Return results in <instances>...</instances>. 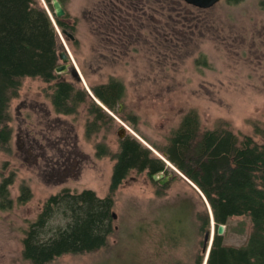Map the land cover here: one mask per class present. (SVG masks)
I'll use <instances>...</instances> for the list:
<instances>
[{"label": "rangeland", "instance_id": "1", "mask_svg": "<svg viewBox=\"0 0 264 264\" xmlns=\"http://www.w3.org/2000/svg\"><path fill=\"white\" fill-rule=\"evenodd\" d=\"M39 6L45 7L42 0ZM62 6L74 40L59 37L58 53L66 44L74 64L49 83L24 79L8 110L12 138L0 148V186L11 183L7 197H0V264H32L24 258L23 239L51 196L64 189L110 195L122 128L159 159L190 112L202 131L229 130L240 141L251 137L264 145V0H221L210 9L182 0H65ZM75 66L86 84L73 77ZM111 80L123 85L124 94L118 113L102 108L114 123L104 118L99 132L87 105L64 115L52 104L58 82L88 93L86 86ZM89 126L95 131L90 136ZM99 146L108 154L99 156ZM163 159L167 175L162 172L159 181L133 171L112 193L114 232L104 248L48 264H190L197 252L204 264L209 226L198 231L194 222L197 214L211 221L208 206ZM23 187L31 198L21 204ZM180 209L189 211V219L181 213L183 224L173 236L171 221ZM66 223L58 212L49 228ZM251 231L248 216L232 217L224 244L245 246Z\"/></svg>", "mask_w": 264, "mask_h": 264}, {"label": "trees", "instance_id": "2", "mask_svg": "<svg viewBox=\"0 0 264 264\" xmlns=\"http://www.w3.org/2000/svg\"><path fill=\"white\" fill-rule=\"evenodd\" d=\"M45 1L59 29L73 30L64 21L68 18L67 13L63 18H57L51 4L53 0ZM59 1L62 5L65 2ZM227 1L238 3L242 0ZM59 37L47 10L39 6V0H0V148H6L12 138L8 110L23 80L39 78L49 83L57 78ZM54 88L52 104L57 113L74 114L81 105H87L90 113L95 115L91 125L95 131H100L101 126L97 123L104 118L114 123L113 117L85 90H77L73 84L64 81ZM91 90L105 107L118 113V103L124 94L120 82L111 80L92 86ZM91 126L87 130L88 136L95 132ZM99 149V156L108 154L103 147L99 146ZM160 152L201 189L217 225H226L232 217L248 216L251 219L252 231L247 244L228 246L224 244V236L216 235L207 264H264V145H258L251 137L240 141L229 130L202 131L196 114L190 112L172 134L168 146ZM115 159L111 193L106 198H99L91 190L72 193L64 189L48 199L37 220L25 232L23 255L26 260L32 264H48L63 255L92 253L104 248L114 232L112 193L133 171L147 172L152 178L166 171L163 160L131 136L120 139ZM10 183L6 180L1 184V198L7 197ZM30 198L29 188L23 187L19 202L24 204ZM58 212L67 223L53 230L49 223ZM181 213L187 221L189 219L187 209H180L174 215L170 225L173 236H177L178 228L183 224ZM196 219L195 230L209 226V216L202 218L197 214ZM192 259L190 264L203 262L200 252ZM174 264L186 263L178 259Z\"/></svg>", "mask_w": 264, "mask_h": 264}, {"label": "water", "instance_id": "3", "mask_svg": "<svg viewBox=\"0 0 264 264\" xmlns=\"http://www.w3.org/2000/svg\"><path fill=\"white\" fill-rule=\"evenodd\" d=\"M42 1L44 3V6H45L44 8L47 10L48 14L52 18V21L56 27L57 33L59 34L60 37H62L60 34V31H59V28H58V26H57V24H56V22L52 16L51 10L49 9V6L47 5V3L44 0H42ZM182 1L185 2L187 5H190V6L199 8V9H210V8L214 7L216 4H218L221 0H182ZM51 4H52L53 11L55 13V16L57 18H63L66 15V11H65L64 7L62 6V4L60 3L59 0H53ZM62 34L68 36L71 40H74V36L70 32H68L66 30H62ZM59 58L63 62V65L59 66L56 69V73L61 74V73L68 72L70 62H72L74 64V61H73V58L70 54V51L66 45H64V50L62 52H60ZM72 75H73V77H77V79L79 81H82L84 84H86L84 82V78L82 77V75L80 74V72L76 66H75V69L72 71ZM86 88H87L88 93L91 96V98L100 107H102L104 110H107L106 107L94 96V94L91 92V90L88 88V86H86ZM110 114L112 116H114L112 113H110ZM125 132H126V130H124L123 128L119 131L118 135L121 139H123L125 137L124 136ZM166 156L167 155L164 154V157H166ZM163 160H165V159H163ZM176 172H177V174L181 175L186 181H188V183L191 184L200 193V195L203 197V199L205 200V202H206V204L210 210L211 207L209 205V202H208L207 198L204 196V194L202 193V191L191 180H189L184 174H182L180 171L177 170ZM163 176H164L163 174L155 175V176H153V179L155 181H158ZM173 176H174V173H170L161 182V184L164 185L166 182L170 181L173 178ZM210 217H211V227L209 229H207L205 232L204 240H203V247H202V253L204 255H206V260H205L204 264H207V262H208V258L210 255V250H211V247H212V244L214 241L215 234L223 235L225 232V226L224 225H219L218 228L216 229V224H215V220H214V216H213L212 212H210Z\"/></svg>", "mask_w": 264, "mask_h": 264}, {"label": "bare ground", "instance_id": "4", "mask_svg": "<svg viewBox=\"0 0 264 264\" xmlns=\"http://www.w3.org/2000/svg\"><path fill=\"white\" fill-rule=\"evenodd\" d=\"M49 9H50V8H49ZM51 13H52V12H51ZM52 16H53V14H52ZM53 18H54V17H53ZM51 19H52V18H51ZM54 20H55V19H54ZM55 22H56V21H55ZM58 28H59V27H58ZM59 31H60L61 36L64 35V34H62V30L59 29ZM62 37H63V36H62ZM62 37H61V38H62ZM64 44H65V43H64ZM65 45H66V44H65ZM66 46H67V45H66ZM59 54H60V53H59ZM73 61H74V59H73ZM70 63L73 64L72 62H70ZM60 66H61V65H60ZM80 74H81V73H80ZM84 82H85V80H84ZM85 83H86V82H85ZM102 104H103V103H102ZM103 105H104V104H103ZM124 138H125V137H124ZM163 156H164V154H163ZM163 156H162V157L160 156V158L162 159ZM172 169H173L175 172L177 171V169H176L175 167H173ZM178 171H179V170H178ZM176 173H177V172H176ZM181 173H182V172H181ZM160 174H162V173H160ZM160 174H157V175H160ZM182 174H183V173H182ZM163 175H164V174H163ZM154 176H155V175H154ZM160 179H161V178H160ZM160 179H159V180H160ZM153 180H154V179H153ZM159 180H158V181H159ZM189 180H190V179H189ZM154 181H155V180H154ZM195 185H196V184H195ZM196 186H197V185H196ZM197 187H198V186H197ZM198 188H199V187H198ZM202 193H203V192H202ZM209 205H210V204H209ZM210 207H211V206H210ZM208 209H209V207H208ZM210 212H212V208L209 210V213H210ZM212 213H213V212H212ZM213 216H214V215H213ZM210 218H211V217H210ZM214 220H215V219H214ZM212 224H213V223H212ZM215 224H216V222H215ZM215 224H214V225H215ZM221 225H223V224H221ZM218 226H219V225L216 224V229L218 228ZM224 226H225V225H224ZM210 227H211V221H210V224H209V228H210ZM209 228H208V229H209ZM205 232H206V231H205ZM216 235H218V234H215V236H216ZM223 235H224V234H223ZM223 235H219V236H223ZM214 238H215V237H214ZM212 245H213V244H212ZM211 248H212V247H211ZM210 252H211V250H210ZM208 259H209V258H208ZM207 263H208V262H207Z\"/></svg>", "mask_w": 264, "mask_h": 264}, {"label": "flooded vegetation", "instance_id": "5", "mask_svg": "<svg viewBox=\"0 0 264 264\" xmlns=\"http://www.w3.org/2000/svg\"><path fill=\"white\" fill-rule=\"evenodd\" d=\"M165 175H167L166 173H164Z\"/></svg>", "mask_w": 264, "mask_h": 264}]
</instances>
